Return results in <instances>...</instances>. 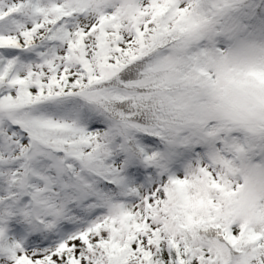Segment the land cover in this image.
Instances as JSON below:
<instances>
[{
	"label": "snow or ice",
	"instance_id": "1",
	"mask_svg": "<svg viewBox=\"0 0 264 264\" xmlns=\"http://www.w3.org/2000/svg\"><path fill=\"white\" fill-rule=\"evenodd\" d=\"M0 264H264V0H0Z\"/></svg>",
	"mask_w": 264,
	"mask_h": 264
}]
</instances>
